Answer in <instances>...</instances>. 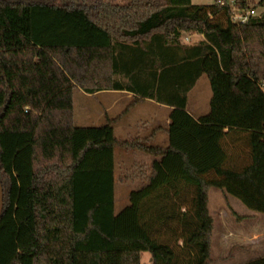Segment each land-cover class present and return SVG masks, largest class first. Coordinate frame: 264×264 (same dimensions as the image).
I'll use <instances>...</instances> for the list:
<instances>
[{
	"label": "trees",
	"instance_id": "trees-1",
	"mask_svg": "<svg viewBox=\"0 0 264 264\" xmlns=\"http://www.w3.org/2000/svg\"><path fill=\"white\" fill-rule=\"evenodd\" d=\"M232 12L224 0H0V264H140L143 253L151 264H211L210 189L264 215V12L245 25ZM201 76L209 111L194 119L187 97ZM74 89L168 106L167 145L120 142L108 118L75 126ZM234 130L248 135L240 170L224 145ZM119 148L153 160L115 215Z\"/></svg>",
	"mask_w": 264,
	"mask_h": 264
},
{
	"label": "crops",
	"instance_id": "crops-1",
	"mask_svg": "<svg viewBox=\"0 0 264 264\" xmlns=\"http://www.w3.org/2000/svg\"><path fill=\"white\" fill-rule=\"evenodd\" d=\"M185 39H187V41L195 39L194 42L198 43L203 40V36L199 34H187V37ZM106 94L115 95L118 97H120L122 94V98L124 97L125 100L129 101L127 108L123 110L116 119H113L115 121L114 124H117L122 119V117L127 115L130 108H133L137 105L148 103L153 108V116H151L152 119H150L146 123L142 122L144 119H138L135 123L134 132H136V134L134 138L125 140L117 139L118 141L130 142L133 140H139L143 141L148 146H157L153 144L154 142H160L162 144H165V146L167 145V136L166 134H164L162 129H165L169 125L168 117L170 108L168 106L158 104L152 100H143L142 102L134 106H130L133 95L131 93L123 91H103L86 95L99 96ZM119 100H121V97ZM119 102L120 101H116L113 99V102L110 105L108 104L107 107L104 108L103 116L106 117L108 112L115 109V106ZM188 106L189 103L187 97V112L194 119H198L200 116H202V114H199L198 111L196 113V116H194L192 113H195L196 109H192L193 111L188 110ZM158 113H162L164 117L159 118ZM136 127L140 128L138 129L139 131L136 130ZM224 145L227 150L228 160L232 168L240 170L250 165L251 159L249 157L248 135L245 132L239 130L230 132L224 140ZM118 150H120L121 152H138L149 158V163H142L144 165L141 164L134 169L138 171L137 174H134V178H136L134 180V185H136L135 188H137L141 183L145 181L146 176L149 174V167L153 158L139 150H128L120 148ZM238 202L240 201L232 196L226 195L222 190L212 188L208 192L207 208L209 215L213 219V231L211 236V258L214 262H224L225 264H246L250 260H254L264 256V228L261 230L257 226H255L262 221V219H260L262 217H260V213L249 210L240 202L242 206L249 210L248 213L245 212L244 208ZM244 221H247L249 223L245 227H243L242 225ZM149 262L151 264V259L149 260Z\"/></svg>",
	"mask_w": 264,
	"mask_h": 264
},
{
	"label": "rangeland",
	"instance_id": "rangeland-1",
	"mask_svg": "<svg viewBox=\"0 0 264 264\" xmlns=\"http://www.w3.org/2000/svg\"><path fill=\"white\" fill-rule=\"evenodd\" d=\"M58 4L64 5H89L93 2H110L112 4H124L127 0H52ZM191 4L194 6L200 5H211L214 4L217 0H190ZM227 3H230L232 0H224ZM257 3V0L254 1ZM256 9L257 14L264 12V9ZM187 35H183L181 42L184 44H194L195 39L187 41L185 38ZM121 100L120 97L115 95H99V96H90L81 92L79 89H74L72 92V105H73V122L77 127H99L105 123L106 118L113 120L116 119L123 110L128 106L129 101L125 100L124 97ZM211 97V89L209 82L206 76H202L190 91L188 95V110L196 109L195 113H192L196 116L198 111L199 114H206L209 109V100ZM113 99L120 101L115 109L108 112L107 116L104 117V108L107 105L113 102ZM193 111V110H192ZM153 113V108L150 104H140L133 108H130L127 115L122 117V119L113 125V133L116 139L125 140L134 138L136 132H134V126L138 119H144L142 122L146 123L150 119ZM159 118H163L162 113H158ZM140 127V126H139ZM139 127H136V130L139 131ZM133 130V131H132ZM154 145L165 146L160 142H154ZM142 163H149V158L138 152H121L118 149L114 151V207L113 212L117 215L128 205V194L133 190L136 185H134V174H137L138 171L134 170ZM142 164V165H144ZM240 204V202H238ZM241 205V204H240ZM242 206V205H241ZM245 212H249L244 206H242ZM262 221L255 225L259 229L264 228V215L259 214ZM247 221L242 223L243 227L248 225ZM150 255L148 253H143L141 256L140 264H150ZM211 264H225L224 262H212Z\"/></svg>",
	"mask_w": 264,
	"mask_h": 264
},
{
	"label": "built area",
	"instance_id": "built-area-1",
	"mask_svg": "<svg viewBox=\"0 0 264 264\" xmlns=\"http://www.w3.org/2000/svg\"><path fill=\"white\" fill-rule=\"evenodd\" d=\"M230 6L233 11L231 21L237 25H245L249 21L250 18L258 16L256 9L254 8L241 11L234 7L232 1L230 2ZM258 8L264 9V0H261Z\"/></svg>",
	"mask_w": 264,
	"mask_h": 264
},
{
	"label": "water",
	"instance_id": "water-1",
	"mask_svg": "<svg viewBox=\"0 0 264 264\" xmlns=\"http://www.w3.org/2000/svg\"><path fill=\"white\" fill-rule=\"evenodd\" d=\"M2 206H3V195H2V188H1V184H0V214L2 211Z\"/></svg>",
	"mask_w": 264,
	"mask_h": 264
}]
</instances>
